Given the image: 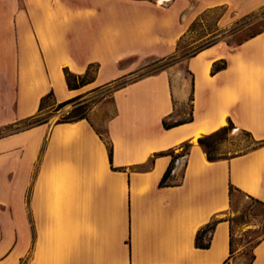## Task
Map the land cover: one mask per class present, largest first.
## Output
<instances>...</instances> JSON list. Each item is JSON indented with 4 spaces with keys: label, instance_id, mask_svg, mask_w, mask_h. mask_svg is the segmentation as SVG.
Segmentation results:
<instances>
[{
    "label": "crops",
    "instance_id": "0c3cea01",
    "mask_svg": "<svg viewBox=\"0 0 264 264\" xmlns=\"http://www.w3.org/2000/svg\"><path fill=\"white\" fill-rule=\"evenodd\" d=\"M262 8L264 0H0V264H224L228 222L209 249L194 239L227 218L230 185L264 204V30L120 83L141 60L174 55L209 13ZM221 61L226 68L212 73ZM91 64L94 81L69 90L64 70L82 75ZM96 89L108 91L111 115L102 101L87 120L19 128L47 94L62 103ZM185 105L192 121L164 130ZM229 123L255 146L208 161L197 139ZM187 142L175 185L159 188L171 157L154 155ZM262 231L251 264H264Z\"/></svg>",
    "mask_w": 264,
    "mask_h": 264
},
{
    "label": "rangeland",
    "instance_id": "374dc122",
    "mask_svg": "<svg viewBox=\"0 0 264 264\" xmlns=\"http://www.w3.org/2000/svg\"><path fill=\"white\" fill-rule=\"evenodd\" d=\"M202 20L192 24L190 32L178 44L177 52L174 55L165 59L149 58L141 60L138 63L139 68L120 84L155 74L174 64L184 62L198 49L207 45L223 42L229 46H235L242 40L264 30V8L244 16H238L236 13L228 12L225 9H218L209 13ZM134 63H137V61L131 59L126 61L124 65ZM81 101L90 108L103 101L104 107L110 115L112 114L107 90L96 89L88 92ZM57 104L49 99L46 105L50 107L41 112L40 119L48 123H56L63 117L64 113L72 108V105L69 104L59 111H53ZM178 112L183 120L189 117V107L187 105L180 108ZM25 126L26 124L23 123L19 128ZM225 128L226 131L220 133L214 139L215 151L212 152L213 157L227 158L235 156L247 152L255 146L246 133L228 124ZM10 130L14 129H7L4 132ZM97 130L105 136L102 127H98ZM227 218L231 219L233 249L235 251L234 261L236 264H248L253 247L263 234L264 208L259 204L250 202L243 194L235 192L232 196Z\"/></svg>",
    "mask_w": 264,
    "mask_h": 264
},
{
    "label": "trees",
    "instance_id": "16d2710c",
    "mask_svg": "<svg viewBox=\"0 0 264 264\" xmlns=\"http://www.w3.org/2000/svg\"><path fill=\"white\" fill-rule=\"evenodd\" d=\"M208 46H210V45H207L206 47H208ZM206 47H202V48H206ZM202 48H200L198 50H201ZM225 68H226V62L225 61H221L220 63H214L212 66V73L218 72V71L223 70ZM97 71H98V65L97 64L89 65L87 67L85 73L82 75L73 74V73H71L65 69L64 70V77H65V82H66L67 88L69 90H79L82 87H84L88 84H91L95 79ZM82 97H83L82 95H79V96H76V97L69 99L65 102L57 104V106L53 109V111H59L69 104L72 105L71 110L64 113L63 117L57 123H74V122H77L80 120H87V116H88V112L90 110V107L86 103L81 101ZM49 99H52L54 101L52 93L47 94L44 98L41 99L38 114H36L35 116H33V117H31V118H29L23 122L26 124L24 129H29V128L34 127V126H38V125L47 123L46 121L40 119V114L42 111H44L45 109H48L50 107V106L46 105V103ZM192 100H193L192 97H190V102H192ZM192 119H193V117H192V105H191L189 117L187 119L182 120V121H177L174 123H168L166 120H163L162 126H163L164 130H170L172 128L181 126L183 124L190 123L192 121ZM228 125L233 126L231 123H229ZM225 131H226V128L224 127V128H221V129L217 130L216 132H214L210 135L202 136V137L197 139V144L204 151L208 161L212 162V161H216V160L221 159V158L213 157L212 152L215 151V142H214L215 137L217 135H219L220 133H223ZM105 145H106V149H107L108 159L111 162L112 153H113L112 145L108 141H105ZM257 146H264V143H257ZM190 147H191V144L187 142V143H183L178 149H172V150H169L165 153L161 152V153L154 155L153 158H155L157 156H163V155L171 157L170 165L159 181V184H158L159 188L175 185V183H172V180H171L172 173L175 169V163H176V161L184 160L187 157ZM176 150H181V151L178 152ZM228 192H229L230 198L233 196V193H235V192L241 193L238 189L234 188L232 185L229 186ZM243 195L247 199H249L250 202L259 204L264 208V204H262L257 199H255L251 196L245 195V194H243ZM222 221L228 222L229 227H230L229 257L224 262V264H232V261L234 260L235 251L233 249V234H232L231 219H229V218L214 219L211 222H209L208 224H206L203 228H201L196 233V236L194 239V246L197 249H201V250L209 249L212 234L215 230V227L218 223H220ZM263 225H264V218H263ZM257 242H256V244H257ZM253 260H254V255H253V250H252V254L250 256V260H249L248 264H251L253 262Z\"/></svg>",
    "mask_w": 264,
    "mask_h": 264
},
{
    "label": "water",
    "instance_id": "95a60500",
    "mask_svg": "<svg viewBox=\"0 0 264 264\" xmlns=\"http://www.w3.org/2000/svg\"><path fill=\"white\" fill-rule=\"evenodd\" d=\"M178 164H179V161H176L175 166H177Z\"/></svg>",
    "mask_w": 264,
    "mask_h": 264
}]
</instances>
